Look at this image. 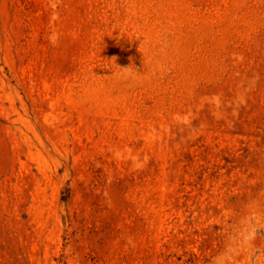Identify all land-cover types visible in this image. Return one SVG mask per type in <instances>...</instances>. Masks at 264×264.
<instances>
[{
  "label": "rangeland",
  "instance_id": "1",
  "mask_svg": "<svg viewBox=\"0 0 264 264\" xmlns=\"http://www.w3.org/2000/svg\"><path fill=\"white\" fill-rule=\"evenodd\" d=\"M264 264V0H0V264Z\"/></svg>",
  "mask_w": 264,
  "mask_h": 264
},
{
  "label": "clouds",
  "instance_id": "2",
  "mask_svg": "<svg viewBox=\"0 0 264 264\" xmlns=\"http://www.w3.org/2000/svg\"><path fill=\"white\" fill-rule=\"evenodd\" d=\"M255 236L254 230L252 231H246L244 234V237L240 241H232L229 243V245L226 247V249L215 258V264H229V261L232 259L233 254L236 251L237 245H242L244 241L251 242L252 239Z\"/></svg>",
  "mask_w": 264,
  "mask_h": 264
}]
</instances>
